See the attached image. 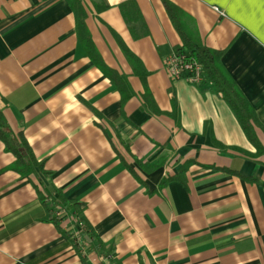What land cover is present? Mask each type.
<instances>
[{"label":"crops","instance_id":"crops-1","mask_svg":"<svg viewBox=\"0 0 264 264\" xmlns=\"http://www.w3.org/2000/svg\"><path fill=\"white\" fill-rule=\"evenodd\" d=\"M81 1L95 50L130 87L124 103L67 0H0V112L49 173L11 171L0 141V264H264V5ZM166 3L221 53L256 146L210 85L168 76L183 41Z\"/></svg>","mask_w":264,"mask_h":264},{"label":"trees","instance_id":"trees-1","mask_svg":"<svg viewBox=\"0 0 264 264\" xmlns=\"http://www.w3.org/2000/svg\"><path fill=\"white\" fill-rule=\"evenodd\" d=\"M69 5L75 15L76 21V30L78 39L83 45L87 55L93 61V63L99 67L117 86L119 91L122 93V103L126 101L128 97L131 96V90L129 89V85L123 76L117 75L115 72L107 69L101 60L99 54L95 50L93 43L91 41L90 34L85 25L86 14L82 6L81 0H67ZM134 9L136 7L132 5ZM167 11L169 12L170 18L182 37L183 46L177 48L175 53L183 52L191 58L196 59V61L202 66V77L203 81L210 85L215 93L221 94L224 100L231 107L240 125L243 127V130L246 133L247 138L253 143L255 146L256 139L254 134L252 133V128L250 121L252 119V112L244 100L243 96L229 77V75L225 72L224 68L221 65L220 58L221 53L207 49L203 47L197 38L193 35L189 34L186 30L181 15H177L175 12V8L170 4L166 3ZM139 16V15H138ZM136 17L138 20L139 17ZM136 20V19H135ZM136 20V21H138ZM137 23V22H136ZM140 25L142 24L139 21ZM143 28V27H142ZM133 32L136 33V31ZM144 35V28H143ZM138 36V34L136 35ZM125 55L127 58L135 65H139V61L136 59L134 55H132L127 49H124ZM0 141L3 143L5 151L7 153H11L15 160L9 167V169L17 174H19L23 178H28L31 175L34 176L41 183V179L38 176V172L43 176L48 177L49 173L45 172L43 162L38 161L28 144L25 138L22 135L15 134L8 126L3 114L0 112ZM174 180V176H166L163 180V184L169 181ZM183 182V180H180ZM39 193V191L37 190ZM40 195V193H39ZM43 199L42 195H40ZM63 202H67L64 198H61L59 201H54V204H62ZM71 206H76L75 202L68 201ZM49 208V207H48ZM77 223H82L83 232L88 234L90 237H94L92 232V228L85 221V219L80 216L78 212ZM52 222L57 225L58 221L55 217L52 218ZM71 240V236L67 235ZM75 245V244H74ZM76 247V245H75Z\"/></svg>","mask_w":264,"mask_h":264},{"label":"built area","instance_id":"built-area-1","mask_svg":"<svg viewBox=\"0 0 264 264\" xmlns=\"http://www.w3.org/2000/svg\"><path fill=\"white\" fill-rule=\"evenodd\" d=\"M165 69L172 80L184 79L193 85L200 84L203 80L202 66L183 52H174L169 56L165 60Z\"/></svg>","mask_w":264,"mask_h":264},{"label":"snow or ice","instance_id":"snow-or-ice-1","mask_svg":"<svg viewBox=\"0 0 264 264\" xmlns=\"http://www.w3.org/2000/svg\"><path fill=\"white\" fill-rule=\"evenodd\" d=\"M241 2H243V0H241ZM249 2H251V0H249ZM259 2L264 5V0H259Z\"/></svg>","mask_w":264,"mask_h":264}]
</instances>
